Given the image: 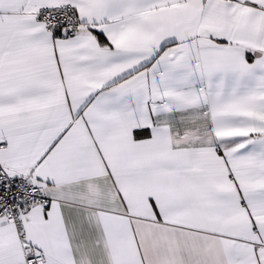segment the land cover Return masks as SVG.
Masks as SVG:
<instances>
[{
  "label": "snow or ice",
  "instance_id": "snow-or-ice-1",
  "mask_svg": "<svg viewBox=\"0 0 264 264\" xmlns=\"http://www.w3.org/2000/svg\"><path fill=\"white\" fill-rule=\"evenodd\" d=\"M0 264H264V0H0Z\"/></svg>",
  "mask_w": 264,
  "mask_h": 264
}]
</instances>
